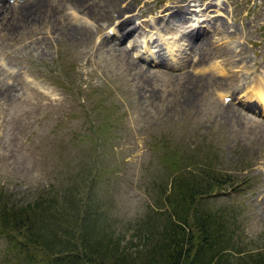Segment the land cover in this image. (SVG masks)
Segmentation results:
<instances>
[{
    "label": "rangeland",
    "instance_id": "rangeland-1",
    "mask_svg": "<svg viewBox=\"0 0 264 264\" xmlns=\"http://www.w3.org/2000/svg\"><path fill=\"white\" fill-rule=\"evenodd\" d=\"M42 1L36 0L39 16L35 9L31 15L0 14V196L26 203L89 180L92 171L99 176L98 201L107 209L100 222L113 225L136 251L145 237L164 234L165 194L179 172L189 173L178 162L203 174L212 165L231 174L233 184L189 210L227 208L234 219L232 249L264 254V110L258 100L249 101L264 74V0H216L222 11L206 16L229 17L246 60L229 50L225 62L212 46L198 66L173 49V19L157 18L176 0H136L135 12L142 4L145 12L134 22L148 18L154 25L149 33L170 44L167 67L144 36L122 33L107 16L101 19L106 13L98 1L79 9L64 0ZM193 2L199 8L207 0ZM72 26L89 33L73 34ZM110 28L118 31L115 41ZM105 35L113 43L103 42ZM214 36L215 43L222 38ZM133 37L139 44L128 53L137 65L116 48L119 43L114 46L124 38L123 45H130ZM170 71L175 77L166 75ZM8 243L0 235V264H17Z\"/></svg>",
    "mask_w": 264,
    "mask_h": 264
},
{
    "label": "trees",
    "instance_id": "trees-1",
    "mask_svg": "<svg viewBox=\"0 0 264 264\" xmlns=\"http://www.w3.org/2000/svg\"><path fill=\"white\" fill-rule=\"evenodd\" d=\"M178 164L189 173L179 172L165 194L169 218L162 225L164 234L145 237L136 251L113 225L100 222L106 203L98 201L99 176L92 171L89 180L26 203L0 196V235L9 240L7 251L17 264H264L262 252L232 249L234 219L227 208L194 213L205 196L233 184V176L212 165L203 174L181 160Z\"/></svg>",
    "mask_w": 264,
    "mask_h": 264
},
{
    "label": "bare ground",
    "instance_id": "bare-ground-1",
    "mask_svg": "<svg viewBox=\"0 0 264 264\" xmlns=\"http://www.w3.org/2000/svg\"><path fill=\"white\" fill-rule=\"evenodd\" d=\"M40 1H42V0H40ZM64 1H65L66 5L73 6L74 8H77V9H79L80 5H84L85 7L89 6V5H96V3H94V4H92V3L94 1H98L100 3V8H102L106 13L104 15H99L100 18L107 16L106 19L108 21L112 22L115 26H117L118 30H120L122 33L125 32L126 34H129V33L133 32V36H136V37L137 36H144L146 38V43L151 44V45H149L150 49H151V46H155V50H153V56H155L156 58L159 57L162 60V61L158 62L159 65L167 67V66H170L172 64V62H168L167 60L164 61V59L168 55L167 48H169V50L171 51L170 44L165 43L161 38L157 37L156 35H151L149 33L150 31H152L151 26H154V25H151L149 23L148 18H143L142 21L140 22V25H137L134 22L135 21L134 18L136 15H138V13L145 12V7L143 5L148 4L150 2L149 0H147L144 4H142L139 7L140 9L136 12H135V8H136L135 4H133V3H135L136 0H64ZM193 1H195V0H176L172 4H169L166 10L162 9L161 11H158V14H157V18H162V17L169 15L173 19L174 27L170 31V34H171V37H172V40L174 43L173 49L174 48L176 49V51H177L176 53L182 57L190 58V61L191 62L194 61L197 66H198V64H200L206 60V58L208 57L207 53H209L207 50L209 48H211L212 46L218 47L221 49L219 51V57L222 58L223 61H225L223 54L225 52H228L229 50H233L235 52V54H236L235 57H239L240 59L246 60L243 56V53H244V51H243L244 46L242 44L243 39L241 37H239V35L237 37L238 28L229 21V17L223 18L224 20L221 19V17H219V15L225 14L224 12H218L215 14L212 13L211 17L206 16V12H212L215 10H221L222 11V9H220V8L217 9L219 3L216 0H207L206 4H203V5L200 4V7L197 8L193 4L194 3ZM42 3H44V2L42 1ZM130 3H132V4H130ZM34 9L37 12V14H33V15L36 16L39 13L38 11L40 10L39 4L36 2V0H31V1H28V2L22 3V4L11 2L9 0H0V14H1V16H3L5 13H9V12H11L13 16H15V14L25 15L26 13H28V12L30 13V11H32ZM194 13L196 14V16L194 15ZM30 15H31V13H30ZM100 18L98 19V21L100 20ZM109 19H111V20H109ZM130 21H132V23H130ZM194 22H198L199 26L197 27V24L195 26ZM202 23H203V25H206L204 31L202 28H201L202 31L199 29V27L201 26ZM179 24H183V25L179 26ZM148 25H150L149 26L150 28L147 27ZM140 26H142V29H139ZM36 28H34V29H36ZM72 28H73V34H80L83 30L86 33H89V30L87 28L86 29L80 28L78 26H72ZM115 31L118 33V31L116 29H115ZM148 33H149V35H148ZM216 33L222 35V38L219 39L215 43L214 42L215 39H213V37L215 38L214 34H216ZM33 34H34V32H33ZM30 35H32V34H30ZM125 39L126 38H124L123 40L120 39L118 42H115L114 46H116L115 45L116 43H119L116 46V48L120 51H124L125 53L127 51V55H129V57L131 58L130 62L132 64L137 65L139 60L132 58L131 54L128 53V51H129L130 46H131V48H137V46L139 44L138 38L131 39L130 45H123ZM239 40H241L240 43L237 42L236 44L238 46H240L241 49H238V46H235V44L231 43V41L235 43V41H239ZM103 42H106L107 44L113 43V41L107 35H105V39L103 37ZM41 45H43V44H41ZM45 47H46V45H45ZM216 53L217 52H215V54ZM173 65H174V63H173ZM166 75L171 76V78H172V77H175V72L170 71ZM177 76L179 77L180 75H177ZM263 76H264V74H262V76H260V80L254 86V89L252 90V92L254 94V98L251 97L249 101H255L256 102L258 100L260 105L262 106V109L264 110V77ZM185 79H187V78H185ZM197 79H203V77L199 76V78H197ZM9 93H10V91H9ZM228 104H230V103H228Z\"/></svg>",
    "mask_w": 264,
    "mask_h": 264
}]
</instances>
